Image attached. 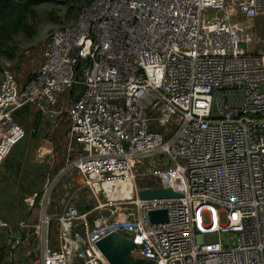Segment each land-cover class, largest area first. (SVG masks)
Masks as SVG:
<instances>
[{
	"label": "built area",
	"instance_id": "obj_1",
	"mask_svg": "<svg viewBox=\"0 0 264 264\" xmlns=\"http://www.w3.org/2000/svg\"><path fill=\"white\" fill-rule=\"evenodd\" d=\"M260 17L264 0H91L49 33L30 77L4 71L0 165L26 135L14 113L30 107L68 120L62 175L98 194L100 178L147 166L160 182L145 188L181 193L140 200L136 190L132 224L58 210L47 195L35 225L0 219L5 246L28 264H109L95 243L118 231L156 264H264V37L241 21ZM161 209L167 221L151 223ZM223 232L237 235L233 246L199 241Z\"/></svg>",
	"mask_w": 264,
	"mask_h": 264
},
{
	"label": "rangeland",
	"instance_id": "obj_2",
	"mask_svg": "<svg viewBox=\"0 0 264 264\" xmlns=\"http://www.w3.org/2000/svg\"><path fill=\"white\" fill-rule=\"evenodd\" d=\"M86 2L52 0L34 6L35 16L26 19L32 25L34 34L26 36L19 32L3 45V49L13 53V57L0 55V81L4 71L13 72L20 80L30 77L39 65L43 44L49 33L55 28L72 24ZM241 21L244 26L253 27L260 37H264V17ZM82 91L83 86L75 84L66 94L76 99ZM13 117L25 128L26 135L0 165V219L10 223L12 228L19 224L35 225L47 195L51 196V204L58 210L72 205L82 211L92 209L91 219L96 216L112 223L125 214L132 224L136 190L160 182L149 175L147 166H139L135 169L134 179L100 178V192L94 193L76 172L70 170L65 175L61 174L66 164L73 159L72 152L67 151L68 120L65 116L49 117L35 113L28 107L15 112ZM221 220L224 222V216ZM89 230H95L91 221ZM58 235L54 222L49 228L50 249L60 248ZM218 239L233 246L237 235L231 232H223L220 237L218 234H208L200 237L199 241L210 243ZM4 255L0 246V264ZM132 255L141 258L139 251Z\"/></svg>",
	"mask_w": 264,
	"mask_h": 264
},
{
	"label": "water",
	"instance_id": "obj_3",
	"mask_svg": "<svg viewBox=\"0 0 264 264\" xmlns=\"http://www.w3.org/2000/svg\"><path fill=\"white\" fill-rule=\"evenodd\" d=\"M140 200L148 199H170L178 198L181 193L178 189L173 188H144L137 192ZM149 221L153 224L167 221V211L165 209L153 210L148 213ZM97 248L109 262V264H156L150 259H135L131 253L136 249L133 237H127L126 233L112 231L95 243Z\"/></svg>",
	"mask_w": 264,
	"mask_h": 264
},
{
	"label": "trees",
	"instance_id": "obj_4",
	"mask_svg": "<svg viewBox=\"0 0 264 264\" xmlns=\"http://www.w3.org/2000/svg\"><path fill=\"white\" fill-rule=\"evenodd\" d=\"M91 0H87L89 3ZM52 2V0H0V55L8 58L13 57L3 49L4 43L11 41L13 36L19 32L26 36L34 34L32 25L26 19L35 16L34 6Z\"/></svg>",
	"mask_w": 264,
	"mask_h": 264
},
{
	"label": "crops",
	"instance_id": "obj_5",
	"mask_svg": "<svg viewBox=\"0 0 264 264\" xmlns=\"http://www.w3.org/2000/svg\"><path fill=\"white\" fill-rule=\"evenodd\" d=\"M4 238H5V232L0 230V246L2 248L3 253L5 254L3 258V262H1V264H28V261L26 262L24 259H21V257H17V255L14 254L12 249H9L5 246Z\"/></svg>",
	"mask_w": 264,
	"mask_h": 264
}]
</instances>
